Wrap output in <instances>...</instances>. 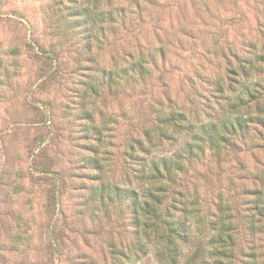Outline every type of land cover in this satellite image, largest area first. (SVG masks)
Segmentation results:
<instances>
[{
	"label": "rangeland",
	"instance_id": "rangeland-1",
	"mask_svg": "<svg viewBox=\"0 0 264 264\" xmlns=\"http://www.w3.org/2000/svg\"><path fill=\"white\" fill-rule=\"evenodd\" d=\"M261 55L264 0H0V264H165L154 239L132 245L127 202L101 203L91 185L137 187L140 163L171 155L203 122L258 114ZM170 110L184 113L183 127L159 123ZM230 139L162 179L163 208L206 247L196 263L217 264L209 237L226 222L229 264H264L254 204L264 126Z\"/></svg>",
	"mask_w": 264,
	"mask_h": 264
},
{
	"label": "trees",
	"instance_id": "trees-1",
	"mask_svg": "<svg viewBox=\"0 0 264 264\" xmlns=\"http://www.w3.org/2000/svg\"><path fill=\"white\" fill-rule=\"evenodd\" d=\"M108 16H111V14L108 13ZM105 17L106 15H103V13L99 15L100 20L105 19ZM261 57L264 58V55H261ZM254 65L255 58L251 60L248 57L244 61L241 70L245 74H248V70L253 68ZM136 66L143 69V61L138 59L132 70ZM129 70L131 69L129 68ZM230 72H234V69L231 68ZM218 86L220 87V85ZM243 86L246 94L251 98H255L256 92L251 89H246L245 83ZM236 100L234 103L231 101L233 103L232 106L238 101L240 103L241 101L243 102V97H239ZM235 112L236 115L231 116V119L226 118L221 120V122L209 119L203 122L197 130L198 132L195 133L196 135L192 139L184 141L181 147L178 150L175 149L171 155H161L140 163L141 169L137 176L142 181L141 185L137 187H123L116 184L106 185L101 180L91 185L90 191L96 194L101 203L114 199L119 201L125 200L127 202L131 210L130 221L133 226V232L136 234L132 242L134 247L141 249L145 243L139 238L140 234H142L147 239L155 240V252L165 264H198L200 262L201 256L204 255L207 249L201 243L194 242L193 236L189 233L185 221L181 217L175 216L174 211H171L169 207L165 206L163 208L164 194L168 189L166 182L162 179L174 182L177 173L185 168V160L196 155L197 152H203L205 146H208L210 149L214 148L216 153H219L223 143L231 142L230 136L233 133L248 130L254 122H258L264 126V107L256 115H253L250 111L240 113L235 110ZM184 117V113L179 112V114L175 115L174 111L170 110L167 115L158 116L157 120L164 126L177 125L178 127H183L182 120H185ZM86 127H93V125L90 122V125H86ZM95 130L96 132H100L99 128H95ZM164 134L163 131L162 135L164 136ZM198 135L200 136L198 137ZM135 144H137L138 150H146L142 139H136ZM185 154L188 157H184ZM90 161L92 160L90 159ZM261 178L263 184L255 191L254 204L258 214L264 216V177L262 176ZM228 231L229 228L226 222H218L214 234L209 237L211 248L209 253L216 257L217 264H229L230 261L228 259L232 258V255L235 254V251H232L231 244L228 243V240L233 241V235ZM185 245L188 246V253L186 254L183 253V247ZM112 251L117 252L115 249H112ZM112 264L145 263L130 260L125 263L119 261V263ZM247 264L259 263L255 259H250Z\"/></svg>",
	"mask_w": 264,
	"mask_h": 264
}]
</instances>
